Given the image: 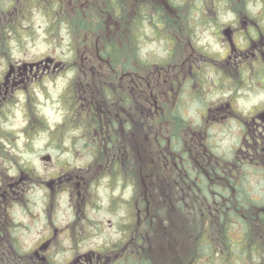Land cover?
I'll use <instances>...</instances> for the list:
<instances>
[{"label": "flooded vegetation", "instance_id": "obj_1", "mask_svg": "<svg viewBox=\"0 0 264 264\" xmlns=\"http://www.w3.org/2000/svg\"><path fill=\"white\" fill-rule=\"evenodd\" d=\"M35 16L47 20L55 41L47 43L74 58H14ZM190 17L219 20L213 34L222 52L180 43L166 30V55L143 54L147 22L158 35ZM0 59V152L17 138L4 125L19 95L30 97L33 84L57 74L69 77L60 122L24 112L26 130L35 127L48 148L68 154L39 156V167L0 154V264H147L155 198L172 195L191 214L210 211L214 178L224 189L237 184L241 220L249 209L252 241L264 251V99L255 100L264 95V0H0ZM202 66L238 75L236 91L225 101L205 94L212 81L194 77ZM189 114L235 122L229 158L209 151L207 130ZM31 191L43 195L41 205L29 201Z\"/></svg>", "mask_w": 264, "mask_h": 264}, {"label": "rangeland", "instance_id": "obj_2", "mask_svg": "<svg viewBox=\"0 0 264 264\" xmlns=\"http://www.w3.org/2000/svg\"><path fill=\"white\" fill-rule=\"evenodd\" d=\"M192 6V5H191ZM189 10V6L187 5ZM188 17V16H187ZM32 30H34L33 35L26 39L24 43H26L25 49L20 50L15 48L13 50L14 58L17 59H37L45 54L49 55H58L62 59L66 58H74V53L70 50L65 49L64 46L60 48H54V45H49L47 41H51V43H55L52 39L54 36L48 34L45 31V27L47 25V20L40 18V16H35L32 18ZM191 21L188 23L189 18H180L179 19V28L178 30L174 29V24L172 22H168L166 27H162L160 30V34L155 35L154 31H152L151 24L149 22L146 23V35H145V42L142 46L143 54L147 56H154L156 58H162L166 55L167 49L163 48V45L166 43L165 38L167 37L166 30H173L172 32L178 33L180 35L179 42L186 43L188 39H190L194 43H198V45L202 48H205L206 45L209 47V52L212 54H217L218 52H222L221 38L218 37L215 33L213 34L214 30L220 26L218 24V19H208V18H200V17H190ZM223 21V19H221ZM191 26L194 30H189ZM161 32L165 35L161 36ZM178 54L185 53L184 51L180 50L177 52ZM212 68L208 66H202L197 70L199 73L195 74V79H210L212 83L208 84V87L204 89V93L210 95V97H216V101H225L227 100L230 91L235 92L237 88L238 82V75H233L231 72H228L227 68H225L221 75L216 74L215 72H210ZM3 64L2 60L0 59V75L2 74ZM226 76H231L229 79L232 81L227 80ZM225 80H224V78ZM69 77L65 75H55L50 79L44 81L43 84L39 85L38 83L33 84L30 88V92L32 93L30 97L26 94L19 95V102L18 105L14 106L12 109H7V117L8 123H5V127L8 130H13L17 132V138L13 143L3 142L1 148V155H15L19 156V160H21L20 166L29 165V161L34 162L35 166L39 167L42 164L41 160L38 158L39 156H43L46 154H59L65 155L64 151H60L57 149H50L47 147V143L44 137V133L38 131L35 127L28 126V130L25 129L26 127V120L24 118V112L31 111V112H39L45 115L48 120L54 124L56 122H60L62 119V112L63 108L61 107L60 97L63 89L68 84ZM215 80H220V84L216 83ZM249 94V91L244 93V97ZM221 95V96H219ZM255 94L250 95V97L254 96ZM231 96V94L229 95ZM222 97V98H220ZM220 98V99H219ZM226 98V99H225ZM264 95H258L255 99L263 100ZM235 103V100H233ZM188 120H192L196 122V127L199 128L201 125V129H206L207 134V144H209V151L216 156H225L230 157V151L235 150L236 147V140H237V127L235 122L229 123L226 125L225 121H217V120H209L206 121L199 115L189 114L184 116ZM198 124V125H197ZM7 165V163H6ZM216 178L212 180V184H217L215 181ZM221 181V180H220ZM29 201H33L35 199L39 205L42 204L43 195L40 191H36L34 193L31 191L27 195ZM165 199V197H164ZM166 200L168 203L173 205L175 210H180V207L172 202V195H169ZM159 202V201H157ZM21 203H23L21 201ZM166 206L159 208L158 210L153 208V212L151 213L153 216L154 221L149 223L148 225V244H147V251L146 257L147 259L150 258L153 264H187L189 261L191 262L192 258V239L194 234L199 231V223H206L203 218L198 216L189 215L186 219V229H182L181 227L171 228L165 230V226L167 225L165 222L166 213H165ZM197 210L198 209H194ZM22 214V213H19ZM21 218V216H19ZM185 224V220L182 221ZM172 230V231H171ZM186 230V231H185ZM235 231L237 234L240 233V228L235 226ZM192 232V233H191ZM168 233L169 235L175 234V241H177L176 250L172 251L174 257H172L171 251L166 249V243L163 239L164 235ZM159 240V241H158ZM242 264L240 261H231V262H224V259H221L218 255H213L211 260L208 259L205 264Z\"/></svg>", "mask_w": 264, "mask_h": 264}, {"label": "trees", "instance_id": "obj_3", "mask_svg": "<svg viewBox=\"0 0 264 264\" xmlns=\"http://www.w3.org/2000/svg\"><path fill=\"white\" fill-rule=\"evenodd\" d=\"M115 52L119 53L118 50H115ZM111 53L114 56V52ZM232 187L233 190H218V194L215 196L218 205H214L213 209L208 211L210 216L208 220H205L207 222L199 223V231L191 238L192 258L191 262L189 261L187 264H205L215 254L224 259V262L240 261L242 264H264V251L261 250L258 253L255 243L251 241L253 227L252 222L249 220L251 217L248 216L251 211L249 209L245 210L246 217L242 222L240 209L236 205L241 199V193L237 191L239 188L236 183H233ZM157 200L159 202L157 205L152 204V210L153 208L158 210L166 206L164 211L167 215L165 219L167 225L164 229L167 231H163V233L169 232L168 230L178 225L182 229H186V219L191 211H186L181 207L180 210H175L171 203H168L164 198L160 200L159 196ZM183 219L185 224L182 223ZM235 226L240 228L239 234L236 233ZM173 238H175V234L174 237H170L168 233L163 237L168 242L167 245H170ZM169 249L173 257V252L171 248ZM147 264H153L150 258Z\"/></svg>", "mask_w": 264, "mask_h": 264}]
</instances>
